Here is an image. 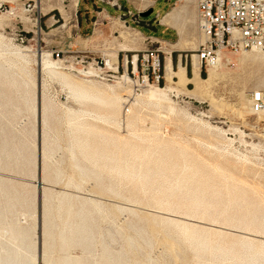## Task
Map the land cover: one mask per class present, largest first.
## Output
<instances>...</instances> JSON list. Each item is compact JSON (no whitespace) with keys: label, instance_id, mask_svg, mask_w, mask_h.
<instances>
[{"label":"rangeland","instance_id":"374dc122","mask_svg":"<svg viewBox=\"0 0 264 264\" xmlns=\"http://www.w3.org/2000/svg\"><path fill=\"white\" fill-rule=\"evenodd\" d=\"M170 3L185 12L177 31L151 38L111 9L78 37L73 12L86 0H0V264H264V111L251 107L252 91H264V52L224 51L202 93L168 81L169 57L173 69L209 70L194 54L206 41L198 1ZM54 13L48 32L41 21ZM68 34L70 52L48 44ZM153 50L162 84L143 58Z\"/></svg>","mask_w":264,"mask_h":264},{"label":"built area","instance_id":"2783aa9c","mask_svg":"<svg viewBox=\"0 0 264 264\" xmlns=\"http://www.w3.org/2000/svg\"><path fill=\"white\" fill-rule=\"evenodd\" d=\"M199 13V27L206 34L207 41L200 44L194 54L201 61V68L222 60V54L227 50L264 51V0H197ZM77 6L80 0H76ZM26 10H31L32 3L24 4ZM77 12V11H76ZM60 57V51H53ZM138 56L136 64L131 61L132 73L138 71ZM187 56V55H186ZM193 56V54H192ZM147 61L152 60L155 81L160 83L161 61L157 51H150L143 55ZM106 64V62H105ZM128 59L125 56V71ZM119 63L117 61V70ZM150 73L145 75V83L149 82ZM251 107L253 111L264 110V91L255 90L251 93Z\"/></svg>","mask_w":264,"mask_h":264},{"label":"crops","instance_id":"0c3cea01","mask_svg":"<svg viewBox=\"0 0 264 264\" xmlns=\"http://www.w3.org/2000/svg\"><path fill=\"white\" fill-rule=\"evenodd\" d=\"M39 1V0H38ZM72 0H69V2ZM163 0H155L153 7H137L135 2H131L130 0H86V6L85 7H79L78 9H75L73 12V21L72 26L74 28V31H76V35L78 37L88 36L95 32V24L96 21L99 19V16H101L102 20H106L108 17L112 16L113 13L111 9H114L118 14L126 16L128 21H130L133 24L138 25L143 31H146L149 33V37L155 38L157 34L160 32L161 27H166L167 29H174L177 31L176 22H177V16H178V24L180 25L181 18L185 15V12L183 8L176 13H173V8H171V0H166V8L164 12H158L154 17H141L140 13L147 11L150 8H153V12L156 9L157 5ZM114 2H117L119 4V10L114 7ZM180 6V5H179ZM171 8V9H170ZM172 10V11H171ZM77 11V12H76ZM83 11H85L83 13ZM121 12V13H120ZM152 12V13H153ZM151 13V14H152ZM58 14H60V17L63 18V15L61 11H58ZM196 12L194 10L193 16L196 18ZM177 15V16H176ZM57 14H51L47 18L43 19L41 21L46 29H49L48 32H51L52 29L50 27L53 26V24L58 21L56 19ZM96 18V20H95ZM99 21V20H98ZM169 21V22H168ZM70 35H66L59 38H50L48 40V44H50L52 47L54 46H61V49H59L62 52H70L71 42H69ZM166 67V66H165ZM182 68L184 70V74L187 79H191L195 73V66L194 69L191 68L192 76L187 75V68L186 66L182 64L177 65V69L179 70ZM198 74L199 68H198ZM177 77V76H176Z\"/></svg>","mask_w":264,"mask_h":264},{"label":"bare ground","instance_id":"6f19581e","mask_svg":"<svg viewBox=\"0 0 264 264\" xmlns=\"http://www.w3.org/2000/svg\"><path fill=\"white\" fill-rule=\"evenodd\" d=\"M76 4H77V2H76ZM198 25H199V19H198ZM203 33V32H202ZM204 34V33H203ZM205 35V37H206V41H207V36H206V34H204ZM205 41V42H206ZM204 42V43H205ZM203 44V43H202ZM127 50V49H126ZM250 50H254V51H259V52H264V51H260V50H257V49H250ZM48 55H49V53L48 52H46V51H44V52H42V54H40V58H41V60H42V63H43V67H46V68H48V70L49 71H52V68H54L56 65H57V63L56 62H54V61H52V60H50L49 58H48ZM136 56V55H135ZM136 57L135 58H133V63L134 64H136ZM199 59V58H198ZM199 62H200V67H201V61H200V59H199ZM221 62V61H220ZM106 64H107V62H106ZM108 68L109 69H117V64L116 65H114L113 64V62H108ZM194 66H195V70H196V73H195V75L190 79L193 83H194V85H195V87L198 89V91L200 92V93H202L203 92V89L204 90H209L214 84H215V81H216V79H217V74H218V67H219V61L218 62H216V63H214L213 65H210L209 66V70H208V76L207 77H201L199 74H198V65H196V64H194ZM166 79L168 80V81H172V79H173V74L175 75V76H177L182 82H184L187 78H186V76H185V74H184V70L182 69V68H180L179 70H175V69H173V62H172V59H171V57H169V59H168V61H167V63H166ZM63 74V73H62ZM150 83V82H149ZM148 83V84H149ZM147 83H145L144 84V86H146V85H148ZM69 85H70V87H71V89L77 94V96H79V97H82V98H89V97H92V95H90V90L89 89H87V87H85L84 85H82V84H80V82L79 83H77V82H75V81H70L69 82ZM87 85V84H86ZM89 86V85H88ZM95 86V85H94ZM143 86V87H144ZM89 88H90V86H89ZM98 90H101V89H98ZM103 90V89H102ZM95 91V90H94ZM73 92V93H74ZM96 93H98V92H96ZM101 94V93H100ZM98 95V94H97ZM109 98H110V96H109ZM90 99H92V98H90ZM102 99H104V98H102ZM98 100V99H97ZM115 103V102H114ZM253 111V110H252ZM264 111V110H263ZM73 112V111H72ZM254 112H256V111H254ZM259 112H262V111H259ZM74 119V118H73ZM81 126V125H80ZM83 130V129H82ZM81 130V131H82ZM77 140H78V137L76 138ZM75 140V139H74ZM78 141H81V139L80 140H78ZM83 143V142H82ZM81 143V144H82ZM87 143V142H86ZM91 145V144H90ZM80 146V145H79ZM82 148L83 149H86L87 148V144H82ZM136 150V152L138 151V148H136L135 149ZM85 151V150H84ZM147 153V152H146ZM96 154V153H95ZM94 154V155H95ZM83 155V154H82ZM146 156H147V154H146ZM169 163V162H168ZM170 165V164H169ZM174 165V164H173ZM172 166V165H171ZM196 166V165H195ZM164 167V166H163ZM166 167V166H165ZM171 168V167H170ZM161 170H164V169H161ZM198 172V171H197ZM196 172V173H197ZM166 173V172H165ZM194 173V172H193ZM196 175V174H195ZM202 176V175H201ZM197 177V176H196ZM194 179V178H193ZM197 181H198V179H197ZM200 181V180H199ZM195 187V186H194ZM193 187V188H194ZM198 187V186H197ZM206 187V186H205ZM192 189V188H191ZM195 189V188H194ZM239 190H240V187H239ZM195 191V190H194ZM199 192V191H198ZM215 192H216V189H215ZM217 194V193H216ZM241 194V193H240ZM195 195V194H194ZM205 196V195H204ZM215 196V195H214ZM219 196V195H218ZM248 196V195H247ZM196 197V196H195ZM201 197H203V194H202V196ZM217 197V196H216ZM238 199H240V198H238ZM242 200L244 201L245 200V198H244V195H243V197H242ZM239 202V201H238ZM202 203V202H201ZM200 203V204H201ZM240 203H242V202H240ZM245 203V202H244ZM243 204V203H242ZM202 205H203V203H202ZM251 205V204H250ZM255 205V204H254ZM238 206V205H237ZM243 206V205H242ZM244 207V206H243ZM246 207V206H245ZM253 207V206H252ZM246 209H247V207H246ZM239 210V209H238ZM222 211V210H221ZM250 211V210H249ZM242 212H244L243 210H242ZM222 213H223V211H222ZM235 213V212H234ZM240 214V213H239ZM248 214V213H247ZM253 215H255V213L253 214ZM246 216V215H245ZM248 216V215H247ZM244 217V216H243ZM263 218V217H262ZM238 219V218H237ZM244 219V218H243ZM247 219V218H246ZM252 219V218H251ZM263 222V221H262ZM25 223H26V221H25ZM253 223H255V222H253ZM264 224V223H263ZM240 225V224H239ZM242 225V224H241ZM39 226L41 227V224L39 223ZM252 226V225H251ZM46 227V226H45ZM250 227V226H249ZM244 228H246V227H244ZM247 229V228H246ZM184 234L185 235H190V232L187 230V229H184ZM185 237V236H184ZM49 238V237H48ZM41 247H42V244H43V240H42V238H41ZM251 241V240H250ZM246 242V241H245ZM245 244V243H244ZM250 247V246H249ZM18 249V248H17ZM65 263H68V262H65Z\"/></svg>","mask_w":264,"mask_h":264},{"label":"water","instance_id":"95a60500","mask_svg":"<svg viewBox=\"0 0 264 264\" xmlns=\"http://www.w3.org/2000/svg\"><path fill=\"white\" fill-rule=\"evenodd\" d=\"M152 12H153V8H150V9H148L147 11L141 12V13H140V16H141V17H147V16H149Z\"/></svg>","mask_w":264,"mask_h":264},{"label":"trees","instance_id":"16d2710c","mask_svg":"<svg viewBox=\"0 0 264 264\" xmlns=\"http://www.w3.org/2000/svg\"><path fill=\"white\" fill-rule=\"evenodd\" d=\"M175 62H176V58H175ZM161 65H162V63H161ZM187 70L189 71V74H188V75L190 76V74H191V67L188 66ZM161 74H162V67H161ZM206 75H207L206 72L203 71V73H202V77H206ZM160 82H161V84H162V82H163V81H162V78H161V81H160Z\"/></svg>","mask_w":264,"mask_h":264}]
</instances>
